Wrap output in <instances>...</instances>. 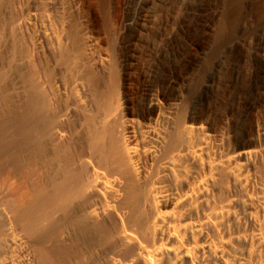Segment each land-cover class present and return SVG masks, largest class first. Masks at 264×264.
I'll use <instances>...</instances> for the list:
<instances>
[{
    "label": "bare ground",
    "instance_id": "obj_1",
    "mask_svg": "<svg viewBox=\"0 0 264 264\" xmlns=\"http://www.w3.org/2000/svg\"><path fill=\"white\" fill-rule=\"evenodd\" d=\"M160 1L137 0L120 69L73 17L65 42L37 31L31 48L0 0V264H264V123L242 127L252 68L227 121L210 98L229 58L205 41L147 103L176 32L143 37Z\"/></svg>",
    "mask_w": 264,
    "mask_h": 264
},
{
    "label": "rangeland",
    "instance_id": "obj_2",
    "mask_svg": "<svg viewBox=\"0 0 264 264\" xmlns=\"http://www.w3.org/2000/svg\"><path fill=\"white\" fill-rule=\"evenodd\" d=\"M14 2L20 11L21 30L26 32L31 48L37 31L51 37L57 46L59 42H65L64 27L69 26V20L73 17L78 19L83 32L96 41L103 37L109 39L110 43L104 44L106 50L112 54L118 68H123L126 54L131 49L128 43L135 34L130 23L136 13L137 0H107V5H101L100 0ZM152 7L157 21L163 23V26L145 31L143 37L150 38L153 45L155 41L152 40H160V28L162 37L173 27L176 34L170 38L172 40H164L166 49L156 60H153L154 56L150 57L155 63L156 74L152 78L155 86L146 102L151 104L156 94L169 88L170 77L185 69V60L194 52L192 49L195 44L205 41L204 48L210 51L208 53L211 56L224 53L229 58L221 68V85L210 98L211 102L220 103L221 109L216 113L221 119L227 121L231 116L228 104L234 102L232 79L237 73L252 68V72L247 73L243 79V95L250 97L254 105L242 126L244 132L251 136L255 123H264V101L259 91V87L264 86V59L261 57L264 54V0H162ZM208 22L215 23L216 30L209 42H206L203 35ZM235 37H239L243 45L239 49L231 46ZM167 41L170 43L167 44Z\"/></svg>",
    "mask_w": 264,
    "mask_h": 264
}]
</instances>
